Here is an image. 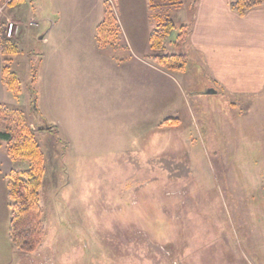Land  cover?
<instances>
[{
	"label": "rangeland",
	"instance_id": "obj_1",
	"mask_svg": "<svg viewBox=\"0 0 264 264\" xmlns=\"http://www.w3.org/2000/svg\"><path fill=\"white\" fill-rule=\"evenodd\" d=\"M175 2L152 0L166 17L180 13ZM0 8V32L15 25L7 38L19 49L15 60L46 49L47 0H3ZM178 33L165 53L181 52ZM67 34L69 44L92 42L88 33ZM72 50L42 68L38 102H29L25 65L14 63L21 92L5 106L25 114L44 153L46 235L12 264H264V97L202 93L196 102L175 92L172 103L150 95L146 112L135 98L117 103L124 96L114 98L93 52L77 59ZM188 67L173 73L179 82L192 75ZM175 111L182 125H158Z\"/></svg>",
	"mask_w": 264,
	"mask_h": 264
},
{
	"label": "crops",
	"instance_id": "obj_2",
	"mask_svg": "<svg viewBox=\"0 0 264 264\" xmlns=\"http://www.w3.org/2000/svg\"><path fill=\"white\" fill-rule=\"evenodd\" d=\"M47 1L51 8V18H48L51 24L44 39L39 40L46 49H35L30 53L31 59L24 61L15 60L16 56L12 63V67L14 63L17 66L25 65L31 79L33 69H37L34 101L40 98L38 87L42 68L52 56L59 53L62 54V59L66 58L63 53L68 47H73L68 55L72 58L79 59L86 55V51L93 52L100 65V73H107L112 78L114 98L124 96L122 98L125 100L117 103L126 105L128 97L135 98L136 104L146 112L149 111L150 95L158 98L160 94L162 99L167 98L172 103L175 92L177 98L187 92V97L192 96L196 102L198 94L211 90L235 99L264 97V8L251 10L245 17H240L230 9V0H177L173 7L180 13L167 17L173 19L178 26H186L188 29L180 53L188 57V68L192 71L189 77L183 74L182 82H179L173 73L158 67L148 58L150 36L158 24V18L166 17L155 9L152 0H73L71 5L68 4L69 0ZM106 3L111 4L115 10L125 49L100 50L98 47L97 28L104 19ZM160 7L163 9L164 4ZM69 31L74 35L88 33L92 42H89L88 48H84V43L75 40L74 36L75 41L69 44ZM65 32L67 40L63 43ZM49 34L52 38L48 37ZM64 62L69 61L67 59ZM76 62L77 65L80 63L78 60L71 64ZM36 64L37 67H34ZM3 68L0 53V104L13 106L16 97L2 82ZM155 87L161 90L158 91ZM32 97L30 93L29 102H32ZM237 104L236 101L233 102V108ZM177 113L179 112L175 111L170 117H163L158 125L171 119L180 121ZM44 121L48 125H54L46 119ZM174 125L182 123L180 121ZM16 164L4 149L0 150V264H12L14 256H28L14 248L8 232L11 210L7 185Z\"/></svg>",
	"mask_w": 264,
	"mask_h": 264
},
{
	"label": "trees",
	"instance_id": "obj_3",
	"mask_svg": "<svg viewBox=\"0 0 264 264\" xmlns=\"http://www.w3.org/2000/svg\"><path fill=\"white\" fill-rule=\"evenodd\" d=\"M3 0H0V3ZM177 1V0H176ZM11 1L10 5H15ZM264 8V0H230V9L240 17H245L254 9ZM179 31L173 43L177 51L182 47L188 35L186 26L178 27L169 17L158 18V24L150 36V54L148 58L158 67L170 73L184 72L189 64L188 57L180 52L167 54V44L176 31ZM97 44L100 50L125 49L122 30L111 4L106 3L105 15L97 28ZM169 47V46H168ZM18 47L7 39L5 31L0 32V53L4 68L2 82L14 95L21 92V79L14 71L12 63L18 54ZM37 69L34 68L30 82V92L36 98L35 86ZM179 120H166L162 125L179 124ZM44 125L40 129H49ZM4 149L14 163L24 165L22 170L15 168L8 178L7 195L10 202L9 239L15 249L23 254H33L45 238L43 227V208L40 191L45 175V158L35 132L27 122L21 110L9 109L0 104V150Z\"/></svg>",
	"mask_w": 264,
	"mask_h": 264
},
{
	"label": "built area",
	"instance_id": "obj_4",
	"mask_svg": "<svg viewBox=\"0 0 264 264\" xmlns=\"http://www.w3.org/2000/svg\"><path fill=\"white\" fill-rule=\"evenodd\" d=\"M15 31L16 29H15L14 23H10L6 31L7 38H10V39L13 38L15 35Z\"/></svg>",
	"mask_w": 264,
	"mask_h": 264
},
{
	"label": "water",
	"instance_id": "obj_5",
	"mask_svg": "<svg viewBox=\"0 0 264 264\" xmlns=\"http://www.w3.org/2000/svg\"><path fill=\"white\" fill-rule=\"evenodd\" d=\"M45 33L40 37V40H43L44 39V36ZM208 94H216V92L214 90H211V91H208Z\"/></svg>",
	"mask_w": 264,
	"mask_h": 264
}]
</instances>
